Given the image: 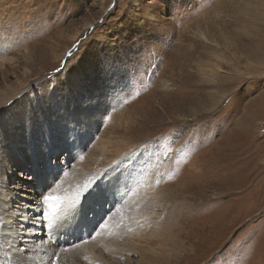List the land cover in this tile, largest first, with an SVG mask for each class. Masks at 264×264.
<instances>
[{"label": "rangeland", "instance_id": "obj_1", "mask_svg": "<svg viewBox=\"0 0 264 264\" xmlns=\"http://www.w3.org/2000/svg\"><path fill=\"white\" fill-rule=\"evenodd\" d=\"M5 165L0 264H264V0H0ZM86 183L85 215L32 223Z\"/></svg>", "mask_w": 264, "mask_h": 264}, {"label": "snow or ice", "instance_id": "obj_2", "mask_svg": "<svg viewBox=\"0 0 264 264\" xmlns=\"http://www.w3.org/2000/svg\"><path fill=\"white\" fill-rule=\"evenodd\" d=\"M160 2L163 3L164 0H160ZM178 151L183 152L184 148ZM113 172L115 174L111 176L108 188L100 189L103 195H107L109 189L115 195L121 187H128L131 173L125 176L123 172L117 169H114ZM169 178L171 179V176ZM89 189L90 183H86L80 191L76 192L72 198H69L66 195L57 194L58 186L50 187L47 193L41 194L40 198L31 205L35 208L36 213H38V215L32 218V223L51 227L55 230L63 227L69 219H75L76 217L85 215L86 207L84 197L88 195ZM45 221L47 222L46 225ZM97 235H102V233L98 232ZM16 251L19 252L20 250L17 249ZM61 251H67V249H61ZM55 256L56 259H59L58 252ZM14 264H27V258L21 254L16 257Z\"/></svg>", "mask_w": 264, "mask_h": 264}, {"label": "bare ground", "instance_id": "obj_3", "mask_svg": "<svg viewBox=\"0 0 264 264\" xmlns=\"http://www.w3.org/2000/svg\"><path fill=\"white\" fill-rule=\"evenodd\" d=\"M243 5V4H242ZM206 21H208V20H206ZM204 22V21H203ZM222 25V24H221ZM212 26V25H211ZM209 37V36H208ZM223 41V40H222ZM258 52V51H257ZM257 52H254V54L255 53H257ZM254 57H256V56H254ZM245 65L246 66H249L250 68H252L253 66H251V64H249V62H246L245 63ZM77 125H75V127H76ZM75 130H73V136L76 134V132H74ZM77 135V134H76ZM78 150V149H77ZM5 157V156H4ZM6 157H9V155H7ZM3 159V158H2ZM18 160H21V158L20 157H18ZM7 161V160H6ZM35 162V161H34ZM8 163V162H7ZM12 165V164H11ZM73 166V165H72ZM3 167V166H2ZM1 169V168H0ZM0 174H2V177L3 178H5V179H3L2 178V181H1V186H0V189H1V196L3 195V196H6V197H8L9 199L10 198H12V196H13V193H11V192H8V190L6 189V186H5V184H6V177L7 176H9L11 173H10V168L7 166V165H5V169L4 170H2V172L0 173ZM25 177H26V175H25ZM8 186V185H7ZM38 187V186H37ZM9 189V188H8ZM7 190V191H6ZM7 193H9V194H7ZM3 198V197H2ZM1 198V199H2ZM2 206H3V204H2ZM9 206V205H8ZM11 208V207H10ZM11 210V209H10ZM22 211H23V209H22ZM12 212V211H11ZM22 217V216H21ZM9 218V217H8ZM24 218V217H23ZM12 219V218H11ZM10 220V219H9ZM7 218H5V223H4V230H5V233H6V237H4L2 240H1V243H2V245H5V246H7V247H11V246H14L13 245V243H14V241H15V237H14V234H15V231L12 229V228H9V227H7V223H9L8 221H9ZM16 220V219H15ZM12 221V220H11ZM22 221L23 220H20V222H19V225L20 224H23L22 223ZM24 222V221H23ZM12 223V222H11ZM17 224V223H16ZM18 225V224H17ZM11 226H12V224H11ZM20 229H23V225H21L20 226ZM27 232V231H26ZM20 233H24V232H21L20 231ZM57 237H59V236H57ZM54 240V239H53ZM52 240V241H53ZM49 245H51V244H49ZM48 245V246H49ZM79 245V244H78ZM47 246V245H46ZM47 246V247H48ZM23 247H29L28 245H25V244H23V246L21 247V248H23ZM32 247V246H31ZM36 247V246H35ZM45 248V247H44ZM49 248V247H48ZM48 248H46V249H48ZM27 249V248H26ZM33 249V248H32ZM36 249V248H35ZM52 249V248H51ZM50 250V249H49ZM68 250V249H67ZM78 251V250H77ZM4 252V251H3ZM8 253V252H7ZM34 253V252H33ZM35 253H36V251H35ZM62 253V252H61ZM50 254V253H49ZM56 254V253H55ZM19 255V254H18ZM52 255V254H51ZM26 256V255H25ZM47 256V255H46ZM55 257V256H54ZM32 258V257H31ZM54 259H56V258H54ZM55 261V260H54ZM11 264H14V262L12 263L11 262ZM56 264V263H55ZM57 264H85V262H83V261H81V258L80 257H77V255L75 254V253H73L72 251H68L66 254H63L61 257H59V259H58V263Z\"/></svg>", "mask_w": 264, "mask_h": 264}]
</instances>
